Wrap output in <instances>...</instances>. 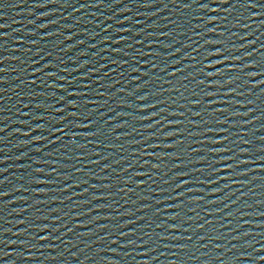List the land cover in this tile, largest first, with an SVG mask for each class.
Instances as JSON below:
<instances>
[{
    "label": "water",
    "instance_id": "1",
    "mask_svg": "<svg viewBox=\"0 0 264 264\" xmlns=\"http://www.w3.org/2000/svg\"><path fill=\"white\" fill-rule=\"evenodd\" d=\"M0 264H264V0H0Z\"/></svg>",
    "mask_w": 264,
    "mask_h": 264
}]
</instances>
